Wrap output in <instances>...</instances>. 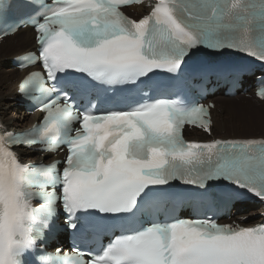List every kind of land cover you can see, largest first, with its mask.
Wrapping results in <instances>:
<instances>
[{"label":"snow or ice","instance_id":"1","mask_svg":"<svg viewBox=\"0 0 264 264\" xmlns=\"http://www.w3.org/2000/svg\"><path fill=\"white\" fill-rule=\"evenodd\" d=\"M142 2L29 0L38 11L24 24L37 47L20 66L41 70L18 87L44 115L30 130L0 131V264H264V223L233 226L209 215L136 226L138 214L159 202L153 190L174 182L215 191L223 206L245 194L264 201V139L187 141L185 125L212 133L214 105L184 106L179 97L127 109L78 106L99 90L123 92L159 73L180 77L201 49L215 65L208 71L242 81L248 60L218 58L234 52L264 65V0H156L138 20L121 10ZM16 7L0 0V37L19 30L10 22ZM257 79L264 101V72ZM35 145L64 147L65 159L22 163L16 149ZM61 214L73 243L49 251ZM105 231L111 238L99 250L81 246L85 235Z\"/></svg>","mask_w":264,"mask_h":264},{"label":"bare ground","instance_id":"2","mask_svg":"<svg viewBox=\"0 0 264 264\" xmlns=\"http://www.w3.org/2000/svg\"><path fill=\"white\" fill-rule=\"evenodd\" d=\"M151 6H152L151 4H147L146 5L147 8H150ZM20 33H24L25 35L19 37L16 43H14V42L11 43V45L14 47L13 49H15L13 52L21 51L20 49L24 48L26 45L28 47V50H26V51H29V50L32 51L33 49H31V47L34 48V45H35V43H34V37H35V35H34V33L30 29H25V30L18 31L12 37L3 39L2 42L3 41L6 42V40H12V39L16 38ZM30 42H32V43L30 44ZM8 47H10V46H8ZM7 54H10V53H7ZM19 54H21V53H19ZM16 55L18 56V54H15L14 56H16ZM6 72H7V74L5 76H2L1 78H5V79L7 78L10 82H12L15 79V77H20L21 78V76L23 75V73L22 74H19L17 71L12 70L9 67V65L7 66V71ZM1 78H0V86L2 87V85H3L2 83H6L8 85V82L1 81ZM8 89H9V86H8ZM8 92L9 91L7 90L6 91V94H3L1 92V88H0V113H1V115L3 117V119H5V120H6L7 115H8L6 109L9 108L10 105H11V103L9 102L8 95H7ZM250 101H251L250 103H252L255 100H250ZM226 102L227 101H225L223 103V106H222L221 109H219L216 113L213 114V117L211 116L212 117L211 118L212 122L214 120V123L212 124V129H216V126L218 127V126H221L223 124V121H222V123L221 122H218L217 124H216V122L220 120L219 119V115H221L220 112H222V110L224 109ZM215 103L218 106V103H220V102L218 100H216ZM241 103H243V101H241ZM245 105L246 104H240V106H238V105L237 106H235V105L232 106L230 104H227L228 110L229 111H234V114H236V111H243L244 112V110L250 114L251 111L250 112L248 111V108L249 107L247 105L246 106ZM252 105H254V104H252ZM257 105H260L259 107H261V106H264V103H260V104H257ZM256 112H258V111H256ZM19 113H20V111L17 112V115H19ZM227 121H228V124L225 123V126L224 127L221 126V127H218V128H219V130L222 133L225 132L224 134L228 135L227 134V132H228L230 136H234L232 138H228V137H226V138H220V137H217L216 135L219 133V130H217V129L215 130V132L213 131L210 136H207V135H205V134H203V133H201L199 131H196V130H192L187 135H188L189 139H191L192 141H195V142H207V141H210V140H213V139H246V138H238L237 136H235V133H237V131H241V129H238L239 128L238 123L239 124H243L244 123L243 121H238V123H236L235 121H233V122H229V120H227ZM3 123L8 128L9 131H20V124L21 123L18 120L17 121H13V122L10 121V120H8V121L6 120L5 122L3 121ZM231 124L233 126H231ZM247 125L248 124L245 123L244 126H247ZM256 138L264 139V138H260V136L259 137H256ZM236 211L237 212H243V213L250 212V211L261 212L262 213L261 216H262L263 213H264V208L262 206H246V207H237Z\"/></svg>","mask_w":264,"mask_h":264},{"label":"rangeland","instance_id":"3","mask_svg":"<svg viewBox=\"0 0 264 264\" xmlns=\"http://www.w3.org/2000/svg\"><path fill=\"white\" fill-rule=\"evenodd\" d=\"M23 35H25V34L24 33H21L20 35H18L16 37L17 39L14 38L12 40L6 41L3 45H0V78L2 76H5L7 74L6 71H7V66L9 64V58L12 55L14 56L15 54H18V53H21V52H24V51L28 50V47L26 45L24 48L20 49L21 51L13 52L15 49H13L14 47L11 45V43H13V42L16 43L17 40H18V38L21 37V36H23ZM31 43L32 42H30V44ZM8 46H10V47H8ZM7 53H10V54H7ZM1 81L8 82V85L6 83H2L3 84L2 87L0 86L1 92L3 94H6V91L8 90V86L10 87L11 82L7 78L6 79L5 78H1ZM12 90H13V85H11V87L9 88L10 93L12 92ZM226 100H227V102L225 103V107L222 110V112H220L221 115H219V119L220 120L217 121L216 124L218 122H221L222 123V121H223V124L221 126L224 127L225 126V123L228 124V121L227 120H229V122L235 121L236 123H238V121H243L244 122L243 124H239L238 123V125H239V128L238 129H241V131H237V133H235V136H237L238 138H256V137H259V136H260V138H264V106L259 107L260 105H256L253 102L250 103L251 101L248 100V99H242V100H240L238 98L236 100L235 99H226ZM218 101L220 102V100H218ZM241 101H243V103H241ZM227 104H230L232 106L233 105L240 106V104H246L249 107L248 108V111L249 112L251 111V112L249 114L248 112H246L244 110V112L243 111H236V114H234V111H229L228 110ZM252 104H254V105H252ZM218 105L221 106V103H219ZM256 111H258V112H256ZM11 115H12V119H14L15 118L14 114L12 113ZM245 123L248 124V125L247 126H244ZM221 126H218V127H221ZM231 126H233V125L231 124ZM218 127L216 126V129L217 130H219ZM216 129H213V131L215 132ZM224 133H222L219 130V133L216 136L217 137H220V138H226V137L232 138V137H234V136H230L228 132H227L228 135H226Z\"/></svg>","mask_w":264,"mask_h":264}]
</instances>
